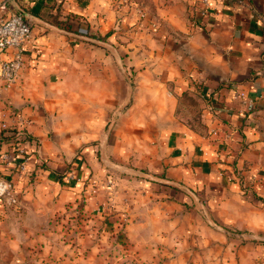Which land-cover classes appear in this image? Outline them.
<instances>
[{"label": "crops", "instance_id": "crops-1", "mask_svg": "<svg viewBox=\"0 0 264 264\" xmlns=\"http://www.w3.org/2000/svg\"><path fill=\"white\" fill-rule=\"evenodd\" d=\"M15 12L29 18L32 35L16 82L5 88L0 78V125L21 116L38 143H22L34 151L24 173L16 161L6 166L1 152L11 149L0 144V174L27 205L10 211L24 241L8 242L33 245L29 232L44 212L24 200L60 185L42 161L61 169L88 140L102 145L101 130H164L163 152L150 168L166 193L205 192L219 224L264 235V0H7L3 14ZM10 55L0 50V63ZM201 84L225 85L206 104L195 91ZM236 90L254 105L243 106ZM183 91L196 97L195 111L183 102L178 112ZM110 120L117 126L108 128ZM33 180L36 191L28 187ZM74 196L62 191L57 201ZM10 208L0 202V213ZM233 255L230 264L264 263V243L246 242Z\"/></svg>", "mask_w": 264, "mask_h": 264}, {"label": "rangeland", "instance_id": "rangeland-1", "mask_svg": "<svg viewBox=\"0 0 264 264\" xmlns=\"http://www.w3.org/2000/svg\"><path fill=\"white\" fill-rule=\"evenodd\" d=\"M126 76L133 84L134 72L128 69ZM201 86L199 97L205 89ZM183 102H193V111L197 108L196 97L185 94L180 97V113ZM116 126L117 120L108 122V128ZM164 134V130H101L102 145L98 138L86 139L61 169L43 160L42 169L55 172L60 185L51 189L45 185L40 198L24 200L35 202L44 212L32 225L38 230L29 232L33 245L8 242L14 236L24 241L26 233L22 234L14 213L27 205L1 211L0 264H230L241 245L264 243V235L219 224L205 192L172 187L166 193V185L154 178L150 168L163 152ZM33 182L28 187L36 191ZM62 191L74 192L75 198L58 202Z\"/></svg>", "mask_w": 264, "mask_h": 264}, {"label": "built area", "instance_id": "built-area-1", "mask_svg": "<svg viewBox=\"0 0 264 264\" xmlns=\"http://www.w3.org/2000/svg\"><path fill=\"white\" fill-rule=\"evenodd\" d=\"M122 2L128 0H120ZM203 5L208 4V0H201ZM7 8V0H3L0 3V50L10 51L11 55L7 60L0 63V78L3 81L4 87L12 86L24 66L25 58V46L31 40L32 27L29 18L20 12H15L5 16L3 13ZM144 16L145 13L141 12ZM78 33L81 35H86L88 30L86 28H78ZM205 87L202 92V97L206 99L207 90ZM235 97L240 99L243 106L251 108L254 105L255 98L248 96L244 90H236ZM258 97L264 98V95H259ZM26 121L21 117L17 116L13 123L8 124L2 122L0 128L2 130L8 129L10 127L16 128V148L11 151L4 149L1 152V159L5 162L6 166H10L13 161L17 162V171L19 173H24L26 171V165L30 160V155H28L27 146L23 145L21 141L25 139L24 126ZM21 161L18 162V160ZM0 202L8 207L18 206L20 204V199L17 191L15 190L13 184L5 176L0 174Z\"/></svg>", "mask_w": 264, "mask_h": 264}, {"label": "trees", "instance_id": "trees-1", "mask_svg": "<svg viewBox=\"0 0 264 264\" xmlns=\"http://www.w3.org/2000/svg\"><path fill=\"white\" fill-rule=\"evenodd\" d=\"M57 25H59V26H61V27H66L65 26V24L64 23H62V22H58L57 23ZM84 36H86V37H88L90 40L91 39H93V38H96V39H104V37H101V36H96V35H94V34H92V33H90L89 31H88V33L86 34V35H84ZM89 40V41H90ZM223 85H225V84H219V85H217L216 87H213V88H211V90H209V89H207L209 92L207 93V96H206V99H205V101H206V104H210V102L212 101L211 99H212V97H213V95H214V93L215 92H217V90L220 88V87H222ZM195 91L197 92V94L198 93H200V91L197 89V87L195 88ZM185 94H190L191 95V93H189L188 91H183L182 92V94L179 96V100H180V97H182L183 95H185ZM190 105H192L193 106V102H188ZM7 132L4 134L3 132H2V134H1V136H0V144H3V145H6V147H8L9 149H11V150H15V148H16V128L15 127H10V128H8V129H5ZM4 130V131H5ZM24 130V129H23ZM24 133H25V139H23V141H21V143H23V142H29V143H31L32 145L34 144L35 146L37 145V141H36V139L33 137V136H31L30 134H28L25 130H24ZM34 153V151H29L28 152V155H31V154H33ZM19 161H21V159H19L18 160V162ZM16 166V165H15ZM15 166H14V168H15Z\"/></svg>", "mask_w": 264, "mask_h": 264}, {"label": "water", "instance_id": "water-1", "mask_svg": "<svg viewBox=\"0 0 264 264\" xmlns=\"http://www.w3.org/2000/svg\"><path fill=\"white\" fill-rule=\"evenodd\" d=\"M240 236H242V235H240ZM245 236H248V237H253V238H255L256 236H251V235H249V234H246ZM264 239V238H263Z\"/></svg>", "mask_w": 264, "mask_h": 264}]
</instances>
